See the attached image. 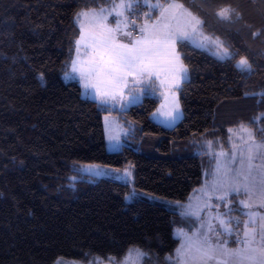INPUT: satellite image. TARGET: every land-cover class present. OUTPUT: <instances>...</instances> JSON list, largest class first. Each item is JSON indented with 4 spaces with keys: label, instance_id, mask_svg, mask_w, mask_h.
<instances>
[{
    "label": "trees",
    "instance_id": "trees-1",
    "mask_svg": "<svg viewBox=\"0 0 264 264\" xmlns=\"http://www.w3.org/2000/svg\"><path fill=\"white\" fill-rule=\"evenodd\" d=\"M109 1L0 0V264H54L60 256L118 263L131 247L147 253L141 264H176L175 228L191 232L196 219L161 201H126L128 183L73 164H131L137 190L185 201L215 163L198 141L228 148V130L243 124L264 142V119L253 122L264 113V0H178L233 57L178 42L189 77L178 90L182 117L172 127L152 120L156 95L111 110L85 95L77 79L63 78L79 36L76 13ZM229 7L231 19L216 15ZM241 58L250 71L237 67ZM110 112L130 128L115 151L107 149L102 120ZM240 196L230 199L242 220ZM236 240L228 235L229 244Z\"/></svg>",
    "mask_w": 264,
    "mask_h": 264
},
{
    "label": "snow or ice",
    "instance_id": "snow-or-ice-1",
    "mask_svg": "<svg viewBox=\"0 0 264 264\" xmlns=\"http://www.w3.org/2000/svg\"><path fill=\"white\" fill-rule=\"evenodd\" d=\"M139 4L140 0H132L131 3L121 5L113 3L112 11L121 7L131 11ZM150 7L162 9L160 19L151 25L142 26L141 37L129 44L117 42L115 33L121 30L120 20H116V28H111L103 23L108 18L104 15V12L108 11L107 9L102 8L99 13H93L90 21L93 27L85 32L82 25L81 35L75 41L77 57H79L82 44L92 49L89 60L85 64L78 62V58L73 59L70 70L65 71L64 76L66 79H76L78 76L86 94L96 100L101 107L120 104L122 108H126L129 104L139 102L142 96L154 95L163 86L165 90L161 92V95H164L165 99L168 94L172 96L170 110L162 113L171 126L181 115L175 90L180 88L182 81L188 79L187 68L175 52L177 42L195 43L194 37L199 33L203 39L197 46L215 47L216 51L213 54L219 59H231L233 53L222 43H217L218 38L213 40L211 37L204 36L200 31L203 21L189 12L182 3L170 0L167 6L157 3ZM232 13H235V9L229 7L220 9L216 15L222 20H229ZM111 14L110 11L109 15ZM88 15L89 13L82 11L77 13V19ZM115 15L123 16V12H116ZM145 15L149 14L145 13ZM237 18H239V14H237ZM124 35L131 36V33H124ZM204 41H207V44ZM237 67L242 70H251V64L246 58H241L237 62ZM156 81H159V84ZM125 88L128 89V96L124 95ZM162 107L168 106L163 105ZM153 115L155 116L156 113ZM259 119H264V113L255 118L253 122ZM228 131L230 133L239 132V139L247 148V156H245L243 148L239 149V167L225 166L221 173L218 165L217 180L206 187H210L213 194L222 193L217 197L220 201H226L229 194H244L251 197L254 193H258L264 200V164H253V161L262 155L261 150L264 149V142L258 143L255 140V131L243 124L236 130L229 129ZM245 136H247V140H245ZM118 139V137L109 135V140ZM231 139L230 136L229 140ZM212 143V141L207 142L209 147ZM236 148L237 146L233 145L231 153L233 164L236 163ZM220 155L228 156L229 154L220 153ZM254 170L255 175L253 174ZM125 172L129 176L131 175L127 170ZM102 174L101 172L96 173V175ZM239 204L251 207L245 200H240ZM230 205L231 201L225 204L226 211L217 216L219 224L223 225L221 231L212 225H208L207 231H205L203 222L191 235L183 229L176 230L175 235L182 238L181 244L175 252L176 264H264V236H262L259 246L254 247L256 231L251 230L250 238V231L247 230L248 223H255V221L245 222L243 238L240 239L237 232L228 226V222L221 218V215L228 216L229 222L234 221L237 228L239 227V219L230 216L233 210ZM180 207L186 209L180 213L182 217L201 219L198 213L192 210L191 204L180 205ZM222 234L237 235L235 242L241 243L243 246L228 248L226 246L228 241L221 239ZM133 253L141 258L147 255L138 248L129 249V257ZM129 257L125 258L124 264H128ZM109 259L115 264L114 257H109ZM167 259L171 260L172 257ZM56 264H63V261L57 260ZM94 264H99V262L94 261Z\"/></svg>",
    "mask_w": 264,
    "mask_h": 264
},
{
    "label": "rangeland",
    "instance_id": "rangeland-1",
    "mask_svg": "<svg viewBox=\"0 0 264 264\" xmlns=\"http://www.w3.org/2000/svg\"><path fill=\"white\" fill-rule=\"evenodd\" d=\"M131 2H132V0H111L105 4H101V5H98L95 7L83 8V9L79 10L77 13L84 11V12L89 13V15L86 17H81L78 20L77 19V13H76L75 22L79 28V36L77 39H79V37L81 35L82 25L85 29V32H87L90 28H92L93 25L90 22L91 18H92V14L93 13H99V10L103 8V9L108 10V11L104 12V15L107 16L108 18L106 21L103 22V23H106L108 27L116 28V20L121 21V25H120L121 30L119 32L115 33L117 42L123 43V44H129L130 42H134L135 40H137L141 37V27L142 26H144L145 24L151 25L160 19V12L162 11V9H158V8L154 9V8H151L150 6L157 4V3L167 6V4L170 1L167 3H162L160 0H146V2H145V0H140L139 6L132 9L131 11H129L123 7L117 8V9H115V11H112L113 3H115L117 5H121V4H128ZM176 2L181 3L178 0H176ZM186 9L189 12H191L188 8H186ZM110 11L112 12L111 15H109ZM154 11H156L157 14L155 16H153L152 19H149L148 16H150V15L152 16ZM116 12H123V16H116L115 15ZM145 13H148L149 15L146 16ZM193 15H195V14H193ZM133 25H135V26H133ZM200 31L204 34V36L211 37V38H213V40L218 38V37H214V36H211V35L204 33V31L202 29H200ZM124 33H131V36H126V35H124ZM202 39L203 38L199 35V33H197V35L194 37L195 43H192V42H189V43L197 46L202 41ZM204 43L207 44V41H204ZM217 43H222L219 38H218ZM197 47H199V46H197ZM200 48H202V47H200ZM202 49H205L206 51H208L212 54L216 51L215 47L202 48ZM91 52H92L91 48L85 47L82 44L81 50L79 53V57H77L76 44H75L73 59L78 58V62H83L86 64L89 60ZM175 52L179 55L180 61L183 63L181 56H180V53H179V50H178V42L175 46ZM214 56H216V55H214ZM183 65L186 66L184 63H183ZM70 67H71V65H70ZM69 70H70V68H69ZM69 70H67V71H69ZM64 73L65 72H63V74H62L63 78L65 80H71V79H66L64 76ZM187 77H189L188 70H187ZM76 79L79 81L81 88L83 90V93L85 95H87L89 98L93 99L90 95L86 94V91L82 87V84H81L78 76L76 77ZM161 79H163V76H161ZM156 83L159 84V81H156ZM164 90H165L164 87L161 86L156 91V93L154 94V95L158 96V98L160 99V102L150 116H151L152 120H154L155 122H158V123H160L166 127H172L180 120L183 112H182V108L180 105L181 115L174 122V124H172L170 126L169 123L166 121V118L164 117V115H162V113L170 110L172 96L170 94H168L167 99H165V96L161 95V92H163ZM178 90H175V94H176V98H178V100H179ZM89 91H94V90H89ZM124 95L128 96V89L127 88L124 89ZM142 97H141L140 101L142 100ZM179 104H180V101H179ZM130 105H133V104H129L126 108H128ZM163 105H167L168 107H162ZM108 108L111 110H124V109H126V108H122L120 106V104H115L114 106H108ZM158 109H159V111H158ZM153 113H156V115L154 116ZM102 120H103L107 149L109 151H115V150L120 149L122 147V145L125 144V142L127 141V138H128V134L130 131L129 126L127 125L128 123L126 124L123 121H119L117 115H115L112 112L103 113ZM238 128L239 127H234L231 129L236 130ZM109 135H112L114 137H118L119 139L118 140H109ZM230 136L232 137L231 140H229ZM247 139H248L247 136H245V140H247ZM255 140L258 143L262 142V141L257 140L256 138H255ZM197 143L200 145L199 149L207 150L209 152H214L215 164H214V168H213V172H212L211 176L210 177L207 176V172H205L201 185L198 186L189 195V197L185 201L161 198L157 195L148 194V193L142 192L140 190H137L134 186V177H135L134 176L135 175L134 174V167L131 164H128L124 168H115V167L107 166V165H104L101 163L75 162L73 164V166L79 172L86 174V175H89V176H94L97 178L98 177H105V178H110V179H113L116 181L128 183L130 185V191L126 195V201H131L135 197H145V198L152 200V201H161L166 207H168L169 209H171L173 211L178 212L179 214L182 211L186 210L184 208H181L180 205L191 204L192 210H195L198 213V215L201 217L200 220H197L196 228L192 232L196 231V229L200 227L201 222H203L205 224V229H204L205 231H207L208 225L215 226V227H217L218 231H221L223 228V225L219 224V221L217 220V216L226 211L225 204L228 203L229 201H231L230 206L233 209H237L236 206L232 205V203H235L236 199L231 200L230 196L232 194H229L226 201H220L217 199V197L220 196L222 193L217 192V193L213 194L211 191V188L206 187V186L211 185L214 181L217 180V167H218V165L220 166V172L221 173L223 172V169L225 166L238 168L239 167V156H240L239 149L243 148L244 154H245V156H247V148L243 145L242 141H240L239 132L230 133V135L227 137V140L225 141V143L227 145L229 144L228 148L223 147L222 146L223 144L219 141L215 142L214 144L212 143L211 147L208 146L207 141H198ZM233 145L237 146V148H236V161H237V163H235V164H233L232 159H231V153L233 152ZM220 153H228L229 155L224 156V155H220ZM261 153H262V155H259L253 161V164H255V165L264 164V149L261 150ZM90 166H99V167H90ZM125 170L130 172L131 175L130 176L127 175ZM97 172H101L103 174L102 175H96ZM253 174L254 175L256 174L255 170H254ZM73 179H75V178H73ZM240 195L241 196L239 197L238 201L245 200L248 204L251 205V207H244L243 205H241V207L243 209L242 211H244V213H245V217H243L242 220L244 223L248 222L250 220L255 221V223H248L247 230L250 231V238H251V230L256 231L255 243L253 244V246L258 247L260 242H261L262 236H264V228H262V226H264V200L261 199V197L259 196L258 193H254L251 197L244 195V194H240ZM230 216L239 219L240 222L242 221L241 216L239 215L238 212H232L231 211ZM193 218L196 219L195 217H193ZM221 218L224 219L226 222H228L229 227H234L236 225L234 221L229 222L228 216H222L221 215ZM244 223H243L244 226L242 229H241V225H239V230L241 231V234H242V235L240 234L241 236H239L240 239L243 238V232L245 231V224ZM177 229H183V228H175V233H176ZM183 230L188 232L189 235H191V233H192V232H189L185 229H183ZM179 239H180V241H179L177 248L180 246L181 241H182L181 237H179ZM221 239L228 241V235L222 234ZM226 246L228 248H240L243 245L241 243H236L235 245H231L228 243ZM134 248H136V247H131L129 249H134ZM140 251H141V249H140ZM141 252H143V251H141ZM175 252H176V250H175ZM175 252H174L173 259L176 261ZM170 256L171 255H169L168 257H170ZM126 257H129V250H128L127 255L124 257V259H122L120 262L115 263V264H124ZM141 259H142L141 257H138L135 253H133L128 259V264H141ZM57 260H62L63 264H87L86 261L71 259V258H67V257H63V256L58 257L54 264H56ZM88 264H94V263H88ZM99 264H113V262L109 259V260H106L103 262H99Z\"/></svg>",
    "mask_w": 264,
    "mask_h": 264
},
{
    "label": "crops",
    "instance_id": "crops-1",
    "mask_svg": "<svg viewBox=\"0 0 264 264\" xmlns=\"http://www.w3.org/2000/svg\"><path fill=\"white\" fill-rule=\"evenodd\" d=\"M204 33H205V32H204ZM159 102H160V101H159ZM105 139H106V138H105ZM106 146H107V145H106ZM236 163H237V161H236ZM214 164H215V163H214ZM213 168H214V166H213ZM212 172H213V169H212L211 173H208V175H207V176H209V177H210V176H211V174H212ZM244 224H245V223H244ZM243 226H244V225H242V228H243ZM242 228H241V229H242ZM239 231H240V230H239ZM191 232H192V231H191ZM240 234H241V231H240V233L238 234V236H241V235H242V234H241V235H240Z\"/></svg>",
    "mask_w": 264,
    "mask_h": 264
}]
</instances>
